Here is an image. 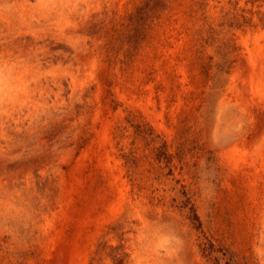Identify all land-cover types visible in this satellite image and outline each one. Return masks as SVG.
Listing matches in <instances>:
<instances>
[{"label": "rangeland", "instance_id": "1", "mask_svg": "<svg viewBox=\"0 0 264 264\" xmlns=\"http://www.w3.org/2000/svg\"><path fill=\"white\" fill-rule=\"evenodd\" d=\"M0 45V264H264V0H0Z\"/></svg>", "mask_w": 264, "mask_h": 264}, {"label": "bare ground", "instance_id": "2", "mask_svg": "<svg viewBox=\"0 0 264 264\" xmlns=\"http://www.w3.org/2000/svg\"><path fill=\"white\" fill-rule=\"evenodd\" d=\"M18 41V40H17ZM16 41V42H17ZM45 42V41H44ZM10 43V42H9ZM14 44V43H13ZM1 46V45H0ZM4 47V46H3ZM52 47V46H51ZM54 50V49H53ZM48 52V51H47ZM53 53V52H52ZM51 53V54H52ZM45 54V53H44ZM44 54H42L41 56H44ZM49 54V53H48ZM48 54H47V56H48ZM22 56V55H21ZM23 57H24V55H23ZM55 58V57H54ZM37 59V58H36ZM43 59V58H42ZM46 59V58H45ZM37 61L39 62L40 60L39 59H37ZM8 66V65H7ZM6 66V67H7ZM10 66V65H9ZM12 68V67H11ZM10 69V68H9ZM16 69V68H15ZM260 69H257V67H255V66H253V68H252V70H250L249 71V75H248V78H249V80L251 81V82H253L254 83V85L252 84V86H255V84H256V87L258 86V87H262V88H264V79H263V77L261 76V74H260ZM10 72H12V71H10ZM4 74V73H3ZM10 74V73H9ZM247 77V76H246ZM57 82V81H56ZM251 82H250V84H251ZM58 83H60V82H58ZM234 87V86H233ZM260 90H262V89H260ZM27 96V95H26ZM12 102V101H11ZM15 107V106H14ZM244 144H243V142L241 141L240 143H238V145L236 146L237 148L236 149H238V148H243V150H244ZM240 151V150H239Z\"/></svg>", "mask_w": 264, "mask_h": 264}]
</instances>
